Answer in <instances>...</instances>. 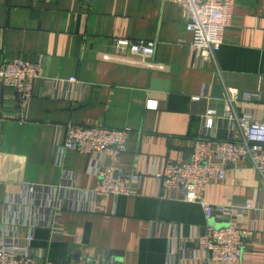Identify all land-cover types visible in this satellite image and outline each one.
Segmentation results:
<instances>
[{"label":"crops","instance_id":"crops-1","mask_svg":"<svg viewBox=\"0 0 264 264\" xmlns=\"http://www.w3.org/2000/svg\"><path fill=\"white\" fill-rule=\"evenodd\" d=\"M119 39L155 41L152 60L166 68L117 59L138 58L117 48ZM193 40L182 6L168 0H0V59L41 64L26 103L0 83V239L32 232L38 264L99 254L131 264H221L198 238L231 221L254 229L239 264H264V182L250 162L228 166L205 197L253 207L208 219L152 176L141 195L93 193L100 158L64 147L68 124L127 128L126 151L105 163L159 171L189 159L199 136L212 145L239 138L223 115L228 87L259 92L237 109L264 121V0H234L217 63L203 61ZM150 100L157 106L147 107ZM210 107L218 111L213 128L205 125ZM53 221L62 234L53 235Z\"/></svg>","mask_w":264,"mask_h":264},{"label":"built area","instance_id":"built-area-1","mask_svg":"<svg viewBox=\"0 0 264 264\" xmlns=\"http://www.w3.org/2000/svg\"><path fill=\"white\" fill-rule=\"evenodd\" d=\"M179 3L184 11L187 27L194 34L192 48L197 50L203 61L217 63V52L224 43V33L232 22L234 0H168ZM117 48H127L137 59L118 57L130 63L149 68H166L162 63L152 60L156 42L153 40L129 41L119 39ZM112 56L105 55L109 59ZM41 77V64L15 58L0 59V83L15 90L21 103H26L33 96L34 82ZM70 82H79L70 77ZM259 92L240 91L228 87L224 97V117L239 129V138L218 139L212 145L208 136H199L194 140L189 159L181 162L167 161L159 171L124 172L115 165L105 163V158L116 160L126 151L129 129H113L105 125L66 126L64 147L75 149L83 154L96 153L100 158L97 167V180L93 193L118 197L142 194L145 180L152 176L163 189L179 192V199L196 202L201 205L206 218L216 214L243 215L253 207L252 202L244 205L234 203L215 204L205 197L206 189L214 178L223 179L228 166L235 168L250 162L264 182V121L253 119L237 109L242 103L259 100ZM157 106L151 100L147 107ZM218 111L210 107L206 110V127L213 128ZM136 183L137 189L133 188ZM51 229L53 235L62 234L61 227ZM254 235L253 228H240L231 221L220 226H208L205 233L199 236L200 248L209 251V260L221 264H239L243 259L245 244ZM31 232L18 241L0 239V264H38L31 245L34 240ZM78 264H131L116 257L104 258L82 255Z\"/></svg>","mask_w":264,"mask_h":264}]
</instances>
